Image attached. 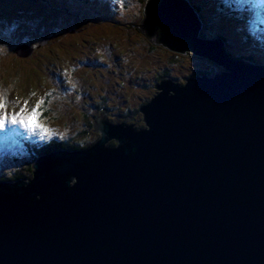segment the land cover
Listing matches in <instances>:
<instances>
[{"label": "water", "instance_id": "obj_1", "mask_svg": "<svg viewBox=\"0 0 264 264\" xmlns=\"http://www.w3.org/2000/svg\"><path fill=\"white\" fill-rule=\"evenodd\" d=\"M142 14L151 44L223 71L162 77L144 128L101 118L91 148L0 184V264H264V66L199 39L187 0H145Z\"/></svg>", "mask_w": 264, "mask_h": 264}, {"label": "rangeland", "instance_id": "obj_2", "mask_svg": "<svg viewBox=\"0 0 264 264\" xmlns=\"http://www.w3.org/2000/svg\"><path fill=\"white\" fill-rule=\"evenodd\" d=\"M135 1L2 0L0 93L6 94L10 111L14 104L19 108L16 101L27 100L31 108L43 98L47 112L42 113V123L53 134L42 137L19 126L0 131L1 182L31 180L32 163L45 155L39 152L52 139L80 150L91 148L100 138L95 124L101 118L114 125L125 120V126L144 128L138 110L156 93L157 73L166 71L168 79L182 85L197 71H223L206 58L151 44L136 29L143 14L137 20ZM187 1L200 10L199 39H221L232 59L264 66V46L252 41L258 34L264 39L260 8L254 18L257 26L253 19L250 26L246 12L239 18L228 15L229 9L221 14L220 0ZM258 19L263 22L260 31ZM18 47L23 50L17 53ZM104 146L117 144L110 140ZM16 175L19 180L13 179Z\"/></svg>", "mask_w": 264, "mask_h": 264}, {"label": "snow or ice", "instance_id": "obj_3", "mask_svg": "<svg viewBox=\"0 0 264 264\" xmlns=\"http://www.w3.org/2000/svg\"><path fill=\"white\" fill-rule=\"evenodd\" d=\"M221 2L238 15L246 12L250 26L251 20L258 14L256 5H264V0H221ZM259 14H264V10ZM16 104H19V108L17 109L14 104L13 110L10 111L6 94L0 93V131L7 127L19 126L31 134L39 133L42 137L53 134L52 130L42 123V113L46 110L42 107L43 98L38 99L31 108L28 107L27 100H24L22 104L16 101Z\"/></svg>", "mask_w": 264, "mask_h": 264}, {"label": "trees", "instance_id": "obj_4", "mask_svg": "<svg viewBox=\"0 0 264 264\" xmlns=\"http://www.w3.org/2000/svg\"><path fill=\"white\" fill-rule=\"evenodd\" d=\"M189 1H191V0H189ZM144 2H145V0H136L134 3H136V5H137V13L136 14H138V16L136 17L137 18V20L139 19V17H140V14H142V8H143V5H144ZM26 4H29V3H26ZM218 11L222 14L226 9H227V11H228V8H226L225 6H224V4L221 2V0L218 2ZM0 6H2V0H0ZM194 8V10L196 11V13H198V12H200V10L198 9L199 7H193ZM4 10V9H3ZM4 11H7V10H4ZM120 11V10H119ZM118 11V12H119ZM10 12V11H9ZM140 12V13H139ZM234 14H237V13H234V12H232V11H228V15H234ZM239 16H240V14L238 15V18H239ZM141 17H142V15H141ZM245 20H246V18H245ZM242 21H244V20H242ZM35 24H38V23H35ZM39 25V24H38ZM131 25H133V24H131ZM40 26V25H39ZM3 27H4V23H3ZM41 27V26H40ZM39 28H37V30H38ZM235 34L238 36V35H240V33H239V31H236L235 32ZM258 45L260 46V45H263L264 46V39H263V36H260L259 37V43H258ZM249 46V48L250 47H252V45H248ZM257 47V46H256ZM244 59H246V58H244ZM250 59V58H249ZM49 69V68H48ZM34 71H30L29 73H33ZM216 73H199V71H197L196 73H193V75L192 76H190V77H188V78H185V80L184 81H186L187 79H189V78H193V77H195V76H202V75H207V76H213V75H215ZM169 74L168 73H166V71H164V73H157V75H156V80H155V82H154V86L156 85V84H158L159 83V80L162 78V77H167ZM183 85V84H182ZM154 86H153V88H154ZM156 94V93H155ZM154 94V95H155ZM154 95H152V97L154 96ZM151 97V98H152ZM150 98V99H151ZM150 99L147 101V102H145L143 105H145L146 103H148L149 101H150ZM89 103H91V102H89ZM92 103H94L95 104V102L94 101H92ZM44 104H46V103H44ZM46 111V110H45ZM47 112V111H46ZM55 140V139H54ZM54 144H55V146H58V147H60V146H62V145H64L63 143H55L54 142ZM66 145V148L68 149V148H70V149H73V147H71V146H73V145H71V146H69V145H67V144H65ZM74 147H76V146H74ZM55 149V147H53V148H48L47 150H45V149H41L40 150V152L39 153H49V152H51V151H53ZM76 149H82L81 147H76ZM17 177H15V178H13V179H15V180H19V178H20V175H16ZM31 177H32V172H31Z\"/></svg>", "mask_w": 264, "mask_h": 264}, {"label": "flooded vegetation", "instance_id": "obj_5", "mask_svg": "<svg viewBox=\"0 0 264 264\" xmlns=\"http://www.w3.org/2000/svg\"><path fill=\"white\" fill-rule=\"evenodd\" d=\"M182 84H183V83H182ZM46 99L49 100L48 97H47ZM54 146H55L54 142H49V141H48V142L44 143L42 149L47 150L48 148H53Z\"/></svg>", "mask_w": 264, "mask_h": 264}, {"label": "bare ground", "instance_id": "obj_6", "mask_svg": "<svg viewBox=\"0 0 264 264\" xmlns=\"http://www.w3.org/2000/svg\"><path fill=\"white\" fill-rule=\"evenodd\" d=\"M33 36V35H32ZM222 38V37H221ZM35 41V40H34ZM36 43V42H35ZM37 62V61H36ZM252 65H254V64H252ZM5 140V139H4ZM13 141V140H12ZM12 155V154H11ZM5 156V155H4ZM26 156V155H25ZM31 159V158H30ZM32 160V159H31Z\"/></svg>", "mask_w": 264, "mask_h": 264}, {"label": "clouds", "instance_id": "obj_7", "mask_svg": "<svg viewBox=\"0 0 264 264\" xmlns=\"http://www.w3.org/2000/svg\"><path fill=\"white\" fill-rule=\"evenodd\" d=\"M191 55V54H190ZM141 114V113H140ZM112 124V123H111ZM133 127V126H132ZM133 129H135L134 127H133ZM140 128H138V130H139ZM135 130H137V129H135ZM115 142V141H114ZM116 143V142H115Z\"/></svg>", "mask_w": 264, "mask_h": 264}]
</instances>
